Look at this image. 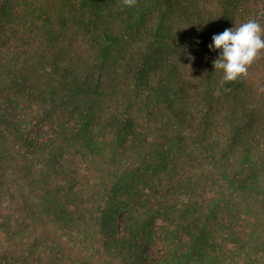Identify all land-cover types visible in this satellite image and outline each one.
<instances>
[{
  "label": "trees",
  "instance_id": "trees-1",
  "mask_svg": "<svg viewBox=\"0 0 264 264\" xmlns=\"http://www.w3.org/2000/svg\"><path fill=\"white\" fill-rule=\"evenodd\" d=\"M253 18L0 0V264H264V56L217 96L209 48Z\"/></svg>",
  "mask_w": 264,
  "mask_h": 264
},
{
  "label": "clouds",
  "instance_id": "clouds-1",
  "mask_svg": "<svg viewBox=\"0 0 264 264\" xmlns=\"http://www.w3.org/2000/svg\"><path fill=\"white\" fill-rule=\"evenodd\" d=\"M138 0H122V5L128 8L136 6ZM210 49L221 50L213 61L215 70H222L223 76L215 95H220V88L246 79L249 69L264 56V25L256 19L226 28L222 33L212 36ZM230 88H225L229 91Z\"/></svg>",
  "mask_w": 264,
  "mask_h": 264
}]
</instances>
